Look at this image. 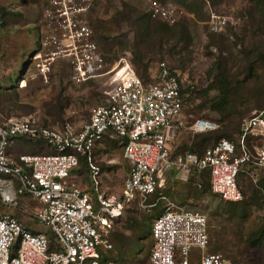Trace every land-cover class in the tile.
<instances>
[{
  "label": "built area",
  "instance_id": "2783aa9c",
  "mask_svg": "<svg viewBox=\"0 0 264 264\" xmlns=\"http://www.w3.org/2000/svg\"><path fill=\"white\" fill-rule=\"evenodd\" d=\"M49 2L51 6L54 2L60 25L53 42L67 58L72 79L102 78L98 89L104 102L90 108L88 120L80 127L71 123L49 127L26 117L0 121V199L9 208H17L23 196L38 201L39 209L29 211L24 206L22 210L48 227L52 236L32 231L0 207V264H116L101 261L102 252L112 249L114 221L135 203L148 211L164 206L152 224V264H225L222 254L207 251L206 215L170 200L163 189L174 171L183 180L207 172L213 192L222 201H242L240 174L264 171V105L248 112L238 143L223 137L199 152H177L172 142L185 127L180 117L187 95L183 77L164 61L147 79L128 60L107 62L89 25L87 0ZM151 16L170 24L179 18L174 6L155 3ZM214 18L210 24L219 31L224 19ZM55 56L54 52L47 55L44 74ZM219 128L217 121L207 118H197L190 125L198 134ZM20 137L41 139L53 152L14 157L9 149ZM106 137L117 141L128 164L117 193L102 187V170L96 163L97 148ZM79 167L91 177L92 192L77 184Z\"/></svg>",
  "mask_w": 264,
  "mask_h": 264
},
{
  "label": "rangeland",
  "instance_id": "374dc122",
  "mask_svg": "<svg viewBox=\"0 0 264 264\" xmlns=\"http://www.w3.org/2000/svg\"><path fill=\"white\" fill-rule=\"evenodd\" d=\"M145 2L87 0L89 25L99 51L109 63L130 61L145 79L163 61L183 77L187 95L180 117L185 127L174 137L175 151L190 148L192 141H200L202 148L206 147L221 137H228L227 131L238 141V132L248 112L264 105V0H162L164 6L176 8L179 22L187 25L191 34L188 51L192 60H186L183 65L171 58L168 48L173 47L174 42L156 43V37L136 30L126 20L133 8L146 13L147 18L152 3ZM0 5L5 8L0 23V121L26 117L39 125L56 128L67 123L76 127L83 125L90 108L104 102L98 89L103 79L92 78L88 83L72 79L67 58L58 50L60 45L53 42L60 26L55 7L48 0H0ZM214 17L224 19L220 32L214 31V25L210 24ZM47 41L49 45H44ZM171 51L177 59L189 55L182 43ZM49 52L56 56L54 62L45 67L44 71L48 72L44 74L42 65ZM217 75L223 77L224 89L206 90ZM197 118L215 120L220 128L206 137L194 133L190 125ZM44 145L40 143L30 148L29 141H18L11 155L48 152ZM96 163L102 170V187L119 192L128 164L122 159L116 140L104 139L97 149ZM75 172L82 180L77 184L85 185L92 192L93 181L85 168L79 167ZM257 173L254 178L240 177L245 197L238 203L221 201L212 192L209 177L204 174H194L184 182L171 173L163 189L170 200L206 215L211 238L208 252L221 253L226 264H264V171ZM24 202L20 201L18 208L28 204L39 206L36 200ZM160 211V207L145 210L138 203L128 206L115 224L113 250L107 253L108 258L118 264H151L153 240L149 231ZM38 227L50 234L48 227Z\"/></svg>",
  "mask_w": 264,
  "mask_h": 264
},
{
  "label": "trees",
  "instance_id": "16d2710c",
  "mask_svg": "<svg viewBox=\"0 0 264 264\" xmlns=\"http://www.w3.org/2000/svg\"><path fill=\"white\" fill-rule=\"evenodd\" d=\"M161 1L162 0H158ZM186 1V0H185ZM193 2H204V0H192ZM163 3V2H162ZM3 11H5V8L2 7V13ZM4 16V13H3ZM147 14L141 12L139 9L137 8H133L131 9L127 15H126V20L130 21L132 25L135 26L136 30H142L143 32L147 33L149 36L153 37V38H157V42H174L173 43V47H169V51L171 52V58L174 59L175 62L179 63L180 65L185 64V61L188 60L190 61V58L192 60L190 51H188V46L191 42V34L189 31V28L187 25L183 24V23H176L175 25H169L164 21L161 20H154L152 22V20H150L151 22L148 24V20L146 18ZM134 29V30H135ZM214 33V32H213ZM217 34V33H214ZM183 44V47L187 49V51L189 52L188 57H178L179 59L176 58V54L172 53L171 50L179 47L180 44ZM163 47V46H161ZM171 69V67H170ZM172 71L174 72V69H172ZM224 79L221 75H217L215 78V81L210 84L209 87H207L206 90L208 89H216V88H222L224 89V83H223ZM259 103H262L261 101ZM263 106V104H262ZM241 131V130H240ZM240 131L238 132V135L240 134ZM213 133H209V134H203L205 137L209 136ZM226 136H228L230 139L233 140L232 137V132L227 131ZM202 136V135H201ZM199 139V138H198ZM29 141V140H28ZM39 142H43L41 139H36L31 143H35V144H39ZM200 141H192V143L190 144V148H187L185 150L179 151V152H186V151H194V152H199L200 149L202 148L201 143H199ZM203 143V142H202ZM49 151H52V149L50 148ZM173 175H176L179 178V173H177L176 171L172 172ZM199 176L203 175V174H199ZM162 208V207H161ZM163 211V209L161 210ZM140 230L144 231V229L142 227L139 228ZM150 232V236H152V232L151 230Z\"/></svg>",
  "mask_w": 264,
  "mask_h": 264
},
{
  "label": "clouds",
  "instance_id": "9594fccd",
  "mask_svg": "<svg viewBox=\"0 0 264 264\" xmlns=\"http://www.w3.org/2000/svg\"><path fill=\"white\" fill-rule=\"evenodd\" d=\"M150 2V3H152V5H150V15L147 17L149 20H161V21H164V22H166L167 24H169V25H175L176 23H178L179 22V18H180V16H179V18H178V20H177V22H175L174 24H170L169 22H167V21H165V20H163V19H160V18H153L152 16H151V12H152V8H153V3H155V2H153L152 0H146V2ZM145 2V3H146ZM161 3V4H160ZM155 4H159V5H161V6H164L163 5V3L162 2H157V3H155ZM2 8V7H1ZM3 14V13H2ZM94 39H95V37H94ZM96 41V40H95ZM97 42V41H96ZM100 49V48H99ZM165 62V61H164ZM168 65V64H167ZM168 67H169V65H168ZM170 68V67H169ZM171 70V69H170ZM172 71V70H171ZM89 81V80H88ZM88 81H85L86 83H88ZM97 83V82H96ZM186 91V90H185ZM184 112V111H183ZM45 126H47V125H45ZM50 127V126H49ZM56 128V127H55ZM240 130H241V128H240ZM217 131V130H216ZM213 132H215V131H212V132H209V133H213ZM209 133H201V135H203V134H209ZM240 133H241V131H240ZM239 136H240V134L238 135V141H239ZM221 138H223V137H221ZM221 138H219V139H221ZM225 138H228V137H225ZM105 139H109L108 137H106ZM218 139V140H219ZM228 139H230V138H228ZM218 140H216V141H218ZM230 140H232V139H230ZM104 141V140H103ZM215 141V142H216ZM234 141V140H233ZM238 141H234L235 143H238ZM214 143V142H213ZM42 144H45L44 142H42ZM46 145V144H45ZM101 145H102V143H101ZM46 147H47V145H46ZM49 147V146H48ZM49 148H51V147H49ZM52 149V148H51ZM98 149V148H97ZM49 153H51V152H53V149H52V151H48ZM48 152H45V153H48ZM97 152V151H96ZM263 171V170H262ZM198 173L199 174H204V175H207L208 177H209V180H210V176H209V174L207 173V172H195L194 174H197L198 175ZM193 174V173H192ZM192 174L189 176V178L192 176ZM170 175H171V173H170ZM169 175V176H170ZM242 175H247L248 177H252V178H254L255 177V175H257V174H255L254 176H251V175H249L247 172H243V173H241L240 174V176L238 177V185H239V187H240V189H241V186H240V184H239V179H240V177L242 176ZM101 176H102V174H101ZM189 178H188V180H189ZM180 179V178H179ZM180 180H182V181H184V182H187L188 180H183V179H180ZM81 182H82V180H81ZM103 183V182H102ZM210 186H211V183H210ZM84 188V187H83ZM88 189V188H87ZM211 190H212V187H211ZM241 191H242V189H241ZM212 192H213V190H212ZM214 193V192H213ZM242 193H243V195H244V192L242 191ZM216 194V193H215ZM217 196H218V194H216ZM219 197V196H218ZM244 197H245V195H244ZM220 198V197H219ZM221 200V199H220ZM244 200V199H243ZM242 200V201H243ZM172 201H174V200H172ZM222 201V200H221ZM174 202H176V203H180V202H177V201H174ZM223 202H225V201H223ZM241 202V201H240ZM227 203H238V202H227ZM180 204H183V203H180ZM158 207H160V209L162 210H164V206H163V204L161 203V204H159L158 205ZM158 207H156V208H158ZM162 207V208H161ZM156 208H154V209H156ZM154 209H152V210H154ZM146 210V209H145ZM151 210V211H152ZM198 210V209H197ZM161 212V211H160ZM159 212V213H160ZM202 212V211H201ZM159 213H157V214H159ZM124 216V215H123ZM122 216V217H123ZM156 216V215H155ZM122 217H119L118 219H116L115 221H114V224L112 225V230H111V234H110V241H111V243H112V248H113V242H112V233H113V231H114V227H115V224H116V222L120 219V218H122ZM155 218V217H154ZM153 224V223H152ZM151 232H152V226H151ZM47 234V233H46ZM48 235H50V234H48ZM210 235V234H209ZM151 238H152V240H153V237L151 236ZM51 239V238H50ZM210 243H211V238H210ZM153 244H154V240H153ZM210 246V245H209ZM152 248H153V245H152ZM152 248H151V252H152ZM209 248V247H208ZM113 250V249H112ZM109 251H111V249L110 250H106V251H104V252H102V254H103V256L101 257V260L102 259H105V261L106 262H114V263H116V264H118L117 262H115L114 260H111L110 258H108V255H107V253H109ZM207 251H208V249H207ZM151 252H150V263L152 264V261H151ZM221 254V253H220ZM224 257V256H223ZM224 263L226 264V260H225V258H224Z\"/></svg>",
  "mask_w": 264,
  "mask_h": 264
},
{
  "label": "crops",
  "instance_id": "0c3cea01",
  "mask_svg": "<svg viewBox=\"0 0 264 264\" xmlns=\"http://www.w3.org/2000/svg\"><path fill=\"white\" fill-rule=\"evenodd\" d=\"M28 140H29V143H31V142L34 141V140H30L29 138H26V137H20V138H18V139L15 141V143L10 147V149H9L10 154H12V153H11V149H12V147L16 144V142H18V141H28ZM40 143H41V142H39V144H40ZM39 144H37V145H39ZM35 146H36V144L31 143L30 148H35ZM44 146L46 147V145H44ZM46 148H48V150H50V148H49L48 146H47ZM192 175H194V173H193ZM84 188H87V187L84 185ZM29 199H30V200H34V199H32V198H30V197H28V196H23V197H20L19 202H20V201H22V202L25 201L24 203H27V202L29 201ZM18 204H19V203H18ZM0 207L3 209V211H5V212H7V213H10V214L13 215L14 217H16L21 223H23L27 228L31 229L32 231H35V232H39V231H41L40 228L38 227V225H40V226H42V225L39 224L37 221H34V220L29 216L30 214H28V213H26V212H24V211L22 210L23 208H18L19 205H18L17 208H9V207L3 205V202H2L1 199H0ZM25 207H27V208L29 209V211H33V210H35V209H39V208L41 207V205H40V203H39V206H38V207H34V206H32V204H28V205H26Z\"/></svg>",
  "mask_w": 264,
  "mask_h": 264
}]
</instances>
